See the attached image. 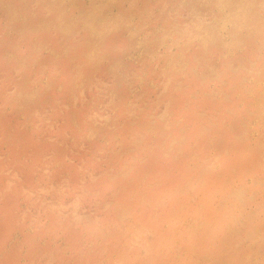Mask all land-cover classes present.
Returning a JSON list of instances; mask_svg holds the SVG:
<instances>
[{
	"label": "rangeland",
	"instance_id": "obj_1",
	"mask_svg": "<svg viewBox=\"0 0 264 264\" xmlns=\"http://www.w3.org/2000/svg\"><path fill=\"white\" fill-rule=\"evenodd\" d=\"M56 5L0 9V264H264V0Z\"/></svg>",
	"mask_w": 264,
	"mask_h": 264
},
{
	"label": "bare ground",
	"instance_id": "obj_2",
	"mask_svg": "<svg viewBox=\"0 0 264 264\" xmlns=\"http://www.w3.org/2000/svg\"><path fill=\"white\" fill-rule=\"evenodd\" d=\"M32 1L33 0H0V9H3L6 13H9L11 16H14L17 18V20L14 21V25L18 29L20 28L21 34L19 32H17L20 35L19 42H23V41L26 42V41H28L27 39L30 38V35L25 33V28H28L29 26H31V22L36 21L41 26L51 24L53 27H56L57 24L59 23V21L54 19V17L51 18V14L53 11L61 10L62 7L57 6L56 3H57V1H64V0H34L35 2H32ZM36 2L40 3L42 5V8L37 7L35 5ZM223 5L225 6V8L227 7L226 3H224ZM191 16H193V15H191ZM60 18H62V16ZM259 23L261 26H264V19L259 20ZM18 24H21L23 26L22 27L17 26ZM61 28H60V30H61ZM67 38H70V31H69V33L63 34L60 37V39H59L60 45H63V43H65ZM26 43H28V42H26ZM4 45L7 46V45H14V44H12L10 41H5ZM4 45H0V52H4L6 50ZM259 62L264 64V60H262L261 58L259 59ZM13 66H15L14 62H10V63L4 62L1 69L3 71L5 69L12 68ZM193 121H194V118H193ZM223 138H224L223 144L226 145L227 139L225 137H223ZM223 144H222V141L216 142L214 146L219 148L220 151H222ZM231 162L232 161L230 159L228 161V163H231ZM152 197H154V196L152 195L150 198H152ZM210 216H213V217H216L217 219H219L217 217V215L215 214V211L213 209H211Z\"/></svg>",
	"mask_w": 264,
	"mask_h": 264
}]
</instances>
